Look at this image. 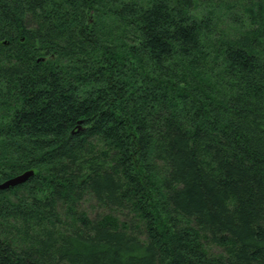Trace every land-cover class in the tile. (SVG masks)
Instances as JSON below:
<instances>
[{"label":"trees","instance_id":"16d2710c","mask_svg":"<svg viewBox=\"0 0 264 264\" xmlns=\"http://www.w3.org/2000/svg\"><path fill=\"white\" fill-rule=\"evenodd\" d=\"M0 264H264V0H0Z\"/></svg>","mask_w":264,"mask_h":264},{"label":"water","instance_id":"95a60500","mask_svg":"<svg viewBox=\"0 0 264 264\" xmlns=\"http://www.w3.org/2000/svg\"><path fill=\"white\" fill-rule=\"evenodd\" d=\"M32 172H26L23 173L22 175H19L17 177H14L10 180H7L4 182L2 185H0V190H7L9 188L21 185L28 181L32 177Z\"/></svg>","mask_w":264,"mask_h":264},{"label":"bare ground","instance_id":"6f19581e","mask_svg":"<svg viewBox=\"0 0 264 264\" xmlns=\"http://www.w3.org/2000/svg\"><path fill=\"white\" fill-rule=\"evenodd\" d=\"M33 174V173H32Z\"/></svg>","mask_w":264,"mask_h":264}]
</instances>
